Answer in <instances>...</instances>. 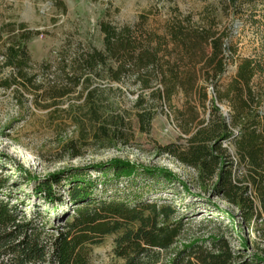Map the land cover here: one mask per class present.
I'll return each mask as SVG.
<instances>
[{
  "label": "trees",
  "instance_id": "1",
  "mask_svg": "<svg viewBox=\"0 0 264 264\" xmlns=\"http://www.w3.org/2000/svg\"><path fill=\"white\" fill-rule=\"evenodd\" d=\"M256 1L230 0L229 6L236 15L250 13L247 18L250 22L254 19ZM6 27L8 30L0 33L1 38L4 33L8 36L2 67L9 69L10 75L0 80V89L9 92L21 110H27L30 104L37 109L54 108L59 113L62 100L73 94L81 100V104H69L64 110L75 129L74 135L60 144V152L69 159L84 155L91 146L89 141L102 149L127 145L133 138L126 114L115 112L107 99L110 90L94 86V82L121 83L124 77L135 75L137 85L150 91L147 97L138 95L134 102L139 131L144 134L150 132L157 113L155 105L170 103L177 91L187 85L193 88L192 82L178 80L174 66L158 57L159 48L143 44L137 36V26L118 29L101 23V49L78 50L68 62L62 58L56 66L43 65L37 74L30 71L27 43L39 34L23 25ZM171 35L194 72L199 63L211 68L207 81L213 87L211 109L215 121L198 126L193 133L183 129L184 135L189 136L185 147L169 145L157 149L194 170L198 189L205 192L211 186L213 194L234 209L235 213L225 212L213 206L232 222V228L218 226L216 230L222 236L173 249L183 233L184 223L175 218L172 207L95 202L92 186L80 182L67 192L69 202L76 206L72 221L55 229L47 225L44 214L37 208L23 209L21 202H13L16 198L11 196L10 178L1 172L0 264H90L91 249L110 235H117L112 254L122 264H264V246L256 241L257 238L264 244V86L254 83L258 75L264 74V66L256 59L240 58L232 45H225L226 34L210 30L187 34L185 28L178 27ZM229 62L236 63L237 70L221 90L219 82ZM146 99L148 106L143 109ZM222 103L229 107L228 118L220 115L218 104ZM223 141L232 144L233 156L222 146ZM96 169H109L119 180L130 178L139 166L114 159ZM142 169L147 175L177 181L165 170ZM64 175L61 172L47 176L35 193L42 195L45 203L62 205L63 200L56 197L53 187L60 184ZM231 234L236 235L239 247L233 246Z\"/></svg>",
  "mask_w": 264,
  "mask_h": 264
},
{
  "label": "rangeland",
  "instance_id": "2",
  "mask_svg": "<svg viewBox=\"0 0 264 264\" xmlns=\"http://www.w3.org/2000/svg\"><path fill=\"white\" fill-rule=\"evenodd\" d=\"M229 1L0 0V33L3 29L4 32L8 30L7 25H23L25 29L39 34L27 43L31 72H41L46 64L56 66L62 58L68 62L78 50L101 49L99 25L106 23L118 29L137 26V36L141 37L143 44L159 48L158 57L174 66L172 69L176 70L178 80L193 83L192 89L187 85L186 89L177 91L170 103L154 106L157 113L149 134H144L139 131L134 102L138 95L147 97L150 91H144L137 85L135 75L124 77L121 83L94 82V86L110 90L106 92L107 99L114 105L115 112L120 110L126 114L133 138L128 140L127 145L117 144L114 148L102 149L97 143L89 141L91 146L86 153L76 159H69L60 152V144L74 135L75 129L64 110L69 104H81L76 94L59 102L58 113L54 108L37 109L30 104H27V110H21L10 93L0 89V173L10 178L11 196L16 198L12 199L13 202H21L23 209L37 208L44 214L47 225L56 229L71 222L74 217L76 206L69 202V188L84 182L92 186L95 202L115 201L130 207L139 204L172 207L176 211L175 218L184 223L183 233L173 249L222 236L216 230L218 226L232 228V222L213 206L225 212L235 213L234 209L215 196L211 186L205 192L198 189L194 170L157 149V146L169 145L185 147L189 136L184 135L183 129L193 133L198 126L215 121L211 109L213 87L207 81V72L211 68L199 63L194 72L172 38L175 28H185L187 34L202 30L226 34L225 45H232L240 58L256 59L264 66V0L255 2L254 19L250 22L247 20L250 13L236 15ZM7 41L8 36L4 33L0 37V80L10 75V70L2 67V52ZM236 70V63L229 62L219 82L221 90L231 82ZM166 75L169 76V73ZM51 78L49 75L48 79ZM254 83L264 86V74L258 75ZM147 106L146 99L143 109ZM218 107L220 115L228 118L230 110L227 104H218ZM232 131L237 132L236 129ZM222 146L234 155L230 142L223 141ZM114 159L129 161L139 169L130 178L119 180L109 169H96V166ZM142 168L165 170L173 174L177 181H168L161 175H147ZM61 172L65 175L53 191L56 197L62 198L63 204L45 203L35 189L47 176ZM236 222L241 224L238 218ZM116 237L107 236L101 245L91 249L90 264H122L112 254ZM231 241L233 246L239 247L236 235L231 234ZM256 241L264 246L261 240L256 238Z\"/></svg>",
  "mask_w": 264,
  "mask_h": 264
},
{
  "label": "water",
  "instance_id": "3",
  "mask_svg": "<svg viewBox=\"0 0 264 264\" xmlns=\"http://www.w3.org/2000/svg\"><path fill=\"white\" fill-rule=\"evenodd\" d=\"M226 116V115H225Z\"/></svg>",
  "mask_w": 264,
  "mask_h": 264
}]
</instances>
